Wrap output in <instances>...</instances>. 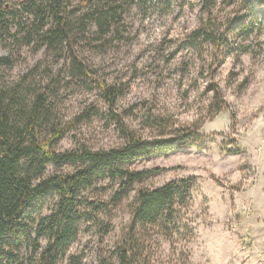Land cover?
Returning <instances> with one entry per match:
<instances>
[{"label":"rangeland","instance_id":"obj_1","mask_svg":"<svg viewBox=\"0 0 264 264\" xmlns=\"http://www.w3.org/2000/svg\"><path fill=\"white\" fill-rule=\"evenodd\" d=\"M112 1L124 8L109 19L110 29L101 37L92 13L110 1L71 0L78 7L71 17L80 29L78 53L97 76L122 90L115 110L138 136L196 133L183 147L132 161L130 169L153 172L133 184L121 202L112 199L119 181L104 180L84 192L85 200L106 206L96 224L81 223L57 264L116 263L138 190L189 177L195 178L192 201L181 215L190 233L169 239L154 228L139 235L147 260L137 264H264V0ZM5 2L15 17L9 31H0V56L12 57L14 65L0 66V87L19 84L29 95L55 93L63 124L91 113L65 135L58 151L122 143L99 88L67 83L66 54L57 58L23 39L33 19L26 0ZM201 26L223 35L219 49L212 42L187 44ZM73 170L49 166L48 173ZM56 200L51 196L35 208L33 227L39 216L52 212ZM39 244L44 247L47 240ZM33 247V241L26 244L21 254Z\"/></svg>","mask_w":264,"mask_h":264},{"label":"trees","instance_id":"obj_2","mask_svg":"<svg viewBox=\"0 0 264 264\" xmlns=\"http://www.w3.org/2000/svg\"><path fill=\"white\" fill-rule=\"evenodd\" d=\"M109 1L107 7H97V14L92 13L101 37L110 29L109 19L115 18L118 8H124L116 1ZM211 2L206 0V5ZM25 3V10L33 19L23 39L36 48L45 47L57 58L66 54V82L96 85L123 139L122 143L108 148L95 149L82 144L58 151L56 147L65 135L91 113L84 111L63 124L56 112L55 93H50L51 96L47 91L35 90L29 95L19 84L11 89L0 87V264H57L60 254L77 239L81 223L96 224L99 211L106 206L85 200L84 192L93 190L104 180L119 181L120 188L112 199L121 202L133 184L153 172L130 169L132 161L165 148L183 147L196 132L187 130L169 138L138 136L115 110L122 90L97 76L77 51L80 29L71 17L78 7H73L71 0H26ZM11 17L15 13L6 7L5 0H0V31H9ZM82 25L86 29L87 24ZM199 41L212 42L219 49L224 38L201 26L189 35L187 44L197 45ZM13 65L12 57L0 56V66ZM211 86L216 94L220 93L218 87ZM68 165L74 166L72 172L48 173L49 166L61 169ZM194 185L195 178L189 177L156 188H140L132 205L127 237L116 248L114 264L146 261V249L139 235L149 230L158 229L169 239L189 234L190 224L181 214L192 201ZM51 196L57 198L52 212L39 216L37 226L33 227L30 220L35 208ZM41 238L47 240L44 247L39 244ZM32 241L31 252L22 255V249Z\"/></svg>","mask_w":264,"mask_h":264}]
</instances>
